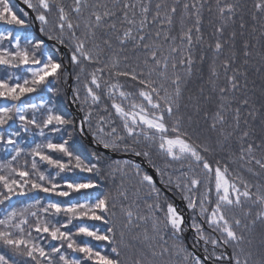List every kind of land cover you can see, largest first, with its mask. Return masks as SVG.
I'll return each mask as SVG.
<instances>
[{"label":"snow or ice","instance_id":"snow-or-ice-1","mask_svg":"<svg viewBox=\"0 0 264 264\" xmlns=\"http://www.w3.org/2000/svg\"><path fill=\"white\" fill-rule=\"evenodd\" d=\"M22 2L0 0V264H264V0ZM89 133L155 175L105 170Z\"/></svg>","mask_w":264,"mask_h":264},{"label":"trees","instance_id":"trees-1","mask_svg":"<svg viewBox=\"0 0 264 264\" xmlns=\"http://www.w3.org/2000/svg\"><path fill=\"white\" fill-rule=\"evenodd\" d=\"M20 3H22L24 6H26L22 0H18ZM13 8H14V11L17 12V14L19 16H21L22 18L23 17V13L25 12V10L20 7L15 0H10ZM65 4L67 5H70L72 3V0H64ZM156 0H153V3H155ZM168 2H171V0H168ZM189 3H192L193 0H188ZM240 2L245 5L246 9L247 10H250L251 7H252V4H253V0H240ZM208 3L210 5H212L214 7L215 5V0H208ZM27 7V6H26ZM23 10V11H21ZM31 11V10H30ZM34 15V14H33ZM214 20V16L210 15L207 11V9H205L204 11V24H203V32H204V35H205V38L207 39L210 35H211V32H212V25L209 23L210 21ZM257 32H256V38L253 39L252 37L250 36H247L246 34V38L250 39L251 42L253 44H256V47L252 50L253 51V57H252V63L253 64H256V66H259V57L257 56V53H260V52H264V48L261 47L260 44H257V40H261V39H264V38H261L260 36V31H259V25H257ZM206 64H207V61H206ZM206 64H205V74L207 73V68H206ZM253 79H255V77H252ZM223 76L221 77V81L220 83H223ZM257 83H259V80H257ZM75 84V81L74 79H71V84H70V90L72 88V86H74ZM63 91H62V94L57 98L58 100V103L59 105L66 111H69V105H68V102H67V96L65 95V93L67 94V91H68V85H63L61 86ZM70 96H71V92H70ZM70 112V111H69ZM89 137H91V134L89 133L88 134ZM92 138V137H91ZM37 140H39L40 138L39 137H36ZM77 146H78V149L79 151L85 155L86 157H88L89 159H91V152L93 149H95L97 151V149L95 147H91L88 142L86 141L85 137H77ZM98 153H102V152H99L97 151ZM112 153L116 154L117 156H127L126 158H112L106 154H104V160L102 161V164L103 166L105 167V170H107V166L108 165H114L115 162H118V161H123V160H126V159H131V160H135V157L133 156H130V155H126L122 152H114V151H111ZM2 153H0V157H2ZM23 162V159H21V163ZM138 163V162H137ZM145 165L148 167L147 163L144 162ZM145 168V167H144ZM146 170V168H145ZM250 179L252 180H255L256 178H252V177H249ZM158 182H159V178H157ZM104 183L106 184V187L108 188H111L112 187V182L108 179H104ZM117 183H119V181L117 180ZM160 189H161V204L163 205L164 207V211H166V206H167V203H173L175 205V201H178L181 203V207L180 208H183L185 210V212H187V220H188V227H190L191 223H192V216L191 214L188 212L187 208H186V205H185V202L178 196V195H175L173 194L172 192H169L165 187L164 185H161L160 184ZM169 193V194H167ZM43 195V194H41ZM176 207V205H175ZM177 209V208H176ZM179 212V210H177ZM160 215L162 216L163 215V212L160 213ZM98 223V222H97ZM101 227H106V226H103L101 225ZM261 229L260 227L258 226L257 229H256V233H257V243H259V233H260ZM184 239L187 243V246L188 248L194 253L196 254L197 256H202L203 255V249L202 248H197L194 246V233L192 231H187L185 232L184 234ZM45 244L47 243V241L44 242ZM93 244H96L97 242H92ZM109 253H110V249H108ZM0 252H3L4 254L8 255V256H13L12 252L8 249H4L2 247H0ZM18 262L22 260L21 257H14Z\"/></svg>","mask_w":264,"mask_h":264},{"label":"water","instance_id":"water-1","mask_svg":"<svg viewBox=\"0 0 264 264\" xmlns=\"http://www.w3.org/2000/svg\"><path fill=\"white\" fill-rule=\"evenodd\" d=\"M15 1H16V3H17L20 7H22L25 11L29 12L30 16L33 15V13H31L30 9H28L26 6H24V5H23L22 3H20L18 0H15ZM37 35H38V32H37ZM70 84H71V79L69 80V83H68V91H67V102H68V105H69V109H70V111H71L73 114L80 115L79 113H77V111H76V107H75V106H72V105L70 104V92H71V90H70ZM84 137H85L86 141L88 142V144H89L91 147H95V148L97 149V151H99V152H102V153H104V154H106V155H108V156H110V157H112V158H126V157H127V156H123V155H121V156H117L116 154L112 153L111 151H109V150H105L102 146L95 145V144L92 142V138L89 137L88 135H86V136H84ZM135 161L138 162V163H142V166L145 167L146 170H147L148 172L152 173V169L149 168V167H147V166L145 165V163L142 162L139 158H136V157H135ZM152 174L155 175L154 173H152ZM157 184H158V187H161L160 184H159V182H158V180H157ZM165 192H166V191H165ZM166 193H167V192H166ZM167 194H169V193H167ZM169 195H170V194H169ZM170 196H171V195H170ZM175 205L181 206V203L178 202V201H175ZM185 222H186V224H188V221H187V220H186Z\"/></svg>","mask_w":264,"mask_h":264},{"label":"rangeland","instance_id":"rangeland-1","mask_svg":"<svg viewBox=\"0 0 264 264\" xmlns=\"http://www.w3.org/2000/svg\"><path fill=\"white\" fill-rule=\"evenodd\" d=\"M69 111H70V109H69ZM71 112V111H70ZM72 113V112H71ZM181 206H178V205H176V208H177V210H179V212L181 213V214H183L184 215V217H185V221L187 220V212H185V210L183 209V208H180ZM188 221V220H187ZM186 225H188V224H186Z\"/></svg>","mask_w":264,"mask_h":264}]
</instances>
